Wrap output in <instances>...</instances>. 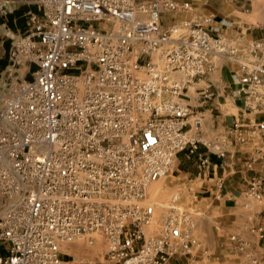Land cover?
I'll return each instance as SVG.
<instances>
[{
	"label": "built area",
	"instance_id": "built-area-1",
	"mask_svg": "<svg viewBox=\"0 0 264 264\" xmlns=\"http://www.w3.org/2000/svg\"><path fill=\"white\" fill-rule=\"evenodd\" d=\"M18 1L41 14L11 54L14 64L36 67L32 78L10 81L1 98L0 264H167L190 254L194 222L182 208L170 207L160 231L148 233V189L178 154L198 151L188 133L200 119L188 118L215 97L210 82L199 83L215 58L239 62L237 95L262 88L264 68L251 60L264 56V37L248 46L251 60H240L228 24L195 12L192 0ZM255 100L264 105L258 93ZM251 128L264 141V121ZM202 145L225 155L221 143ZM262 185L251 178L249 194L264 202ZM250 231L264 239L262 227ZM91 233L111 245L104 262L60 252L61 242ZM246 256L264 264V255Z\"/></svg>",
	"mask_w": 264,
	"mask_h": 264
},
{
	"label": "rangeland",
	"instance_id": "rangeland-1",
	"mask_svg": "<svg viewBox=\"0 0 264 264\" xmlns=\"http://www.w3.org/2000/svg\"><path fill=\"white\" fill-rule=\"evenodd\" d=\"M253 1L255 3L253 14H251L252 12L248 13L250 14L248 18L257 13L258 4L264 0ZM9 14L11 13H8L4 19L8 22L10 21ZM170 17L172 16L165 15L162 24H170L173 21V18ZM180 17H177V19H180ZM1 41L2 39H0V58H4L7 54H12L15 41H12L11 45L7 43L1 44ZM214 60L217 63L216 65L221 64L220 58H215ZM25 70L26 68L23 67L20 70V74L23 75ZM7 74V72L0 70V90L4 86V82L1 79ZM212 75V72H210L199 83L206 85L212 79ZM1 85L3 86L1 87ZM7 86L5 87L7 88ZM6 88L0 91V105ZM195 93L194 89H190L191 95L195 96ZM211 103H213V100L205 104L201 110L198 109L199 115L195 116L193 114L189 116L188 120L192 125H194L196 119H200L201 126L198 129L193 126L188 136L192 139L200 140L201 143L199 145L202 148L204 147L202 142L207 144L221 143L226 153V135L223 132V127L233 118L230 114H233V112L236 114V108L228 99L221 100L222 111L214 109ZM197 104L199 102H196L195 99L190 101L191 106H197ZM233 107L234 110H232ZM211 108H213L212 112L209 110ZM194 109L196 112V108ZM202 148H199L194 153L183 151L178 154L169 172L150 185L146 203L153 206L154 218L148 228V233L155 235L159 232L166 211L176 205L191 214L194 222L191 232L196 244L191 248L190 254L185 257H179L173 264H249L246 254L256 255L253 251V245L257 243V237L251 233L250 228L261 224L259 219H257V215L261 214L264 204L259 203L246 190L243 191V195L237 194V196L232 198L223 195L217 196L215 187L212 185L213 182L208 180V178L212 177L213 169L209 167L206 170L207 180H203V177L198 176L199 173L203 175L204 171L200 165L198 155L211 154L207 149ZM234 154L233 160L225 159L224 162L231 164L235 160L236 153ZM232 167H234V172H241V165L237 161H234V166ZM215 170L219 177L230 172L228 165H224L222 169L216 168ZM233 235L244 243L243 250L236 248L239 246L238 242H235L236 244L231 242L230 237ZM110 248V243L99 233L76 236L71 241L61 242L59 245L60 252L66 258L91 259L99 263L104 262L106 253Z\"/></svg>",
	"mask_w": 264,
	"mask_h": 264
},
{
	"label": "crops",
	"instance_id": "crops-1",
	"mask_svg": "<svg viewBox=\"0 0 264 264\" xmlns=\"http://www.w3.org/2000/svg\"><path fill=\"white\" fill-rule=\"evenodd\" d=\"M192 3L195 12L211 14L218 21L226 22L228 26L223 31L229 43L238 49L237 55L240 57V60H243V58L245 60L250 59L246 55L248 46L264 37V1L258 4V11L254 16H251L252 18H248L250 15L248 13H251L254 9L255 3L253 0H192ZM8 13H11L9 14V22L4 20ZM40 14L41 9L36 4L23 3L18 0H4V6L0 10L1 44L7 43L11 45L12 41H15L16 38L22 36L27 31L30 17ZM259 58L257 61L256 59L251 60V58V64L252 66L262 65L264 68V56H260ZM0 59H2L0 60V70L8 73L1 79L4 82V86L1 85V87L3 86L1 90L5 89V86L14 79L24 78L30 80L32 72L36 69L35 66H29L24 63L14 64L10 53ZM220 62L221 64L219 65L215 63V69L212 72L214 76L212 75L211 80L208 79L212 84V91L215 96L211 105L214 109L222 111L220 102L222 99H228L235 106L236 114L234 112L230 114L233 118L223 127V132L226 135V153L224 157H219L212 153L210 155L201 154L207 159V163L202 166L204 170L203 175L199 173L198 176L203 177V180H207L208 175L205 173L206 170L209 167L213 169V173H211L212 177L208 178V180L213 182L212 185L215 187V194L217 196L223 195L232 198L237 196V194L243 195V191L245 190L249 194L251 178L253 177L263 181L262 191L264 192V141L251 128L256 123L264 121V105L255 106L256 93L264 100V71L261 73L262 88H248L245 86L247 91L256 89V92L251 95H243V93L237 95L239 86L233 83L232 73L238 69L239 62L229 59H221ZM23 67L26 70L22 75L20 74V70ZM213 108L209 110L212 112ZM232 110H234V107ZM235 122H240V129H233ZM199 148L201 149L202 147L200 146ZM202 149L206 150L205 147ZM234 153H236L234 161H237L241 165V172L239 173L234 172V167H232L234 166V161L231 164L224 162L225 159L233 160ZM224 165L229 166L230 172L219 177L215 169H222ZM259 203L264 204L263 201H259ZM257 219H259L261 224L251 226V228L262 227L264 230V208L261 210V214L257 215ZM254 235L257 237V243L253 245V251L256 253V256H263L264 239H259L256 234ZM0 255H6V251L2 247H0ZM177 259L173 258L167 264H173Z\"/></svg>",
	"mask_w": 264,
	"mask_h": 264
}]
</instances>
